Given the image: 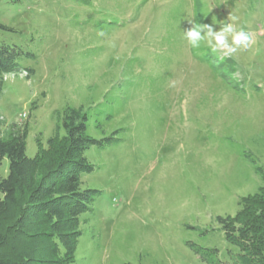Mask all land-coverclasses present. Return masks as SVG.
Here are the masks:
<instances>
[{
    "label": "rangeland",
    "instance_id": "rangeland-1",
    "mask_svg": "<svg viewBox=\"0 0 264 264\" xmlns=\"http://www.w3.org/2000/svg\"><path fill=\"white\" fill-rule=\"evenodd\" d=\"M230 16L251 36L236 54L184 36ZM0 26V42L34 56L0 93V122L28 128V157L67 105L87 110L91 137L120 140L85 153L82 187L100 194L71 264H203L187 242L231 249L216 219L264 170V0H4Z\"/></svg>",
    "mask_w": 264,
    "mask_h": 264
},
{
    "label": "trees",
    "instance_id": "trees-1",
    "mask_svg": "<svg viewBox=\"0 0 264 264\" xmlns=\"http://www.w3.org/2000/svg\"><path fill=\"white\" fill-rule=\"evenodd\" d=\"M31 59L33 54L22 46L0 42V93L4 77L25 71L21 63ZM52 119V135L45 144L36 138L32 158L26 155L28 128L0 122V165L8 160V174L0 177V264L74 262L80 217L92 212L100 194L82 187L81 176L94 170L85 153L120 141L114 134L101 139L88 135L89 114L82 106L67 105L54 111ZM255 171L262 182L258 191L239 199L235 215L216 219L231 249L221 255L216 248L187 242L201 263L264 264V170Z\"/></svg>",
    "mask_w": 264,
    "mask_h": 264
},
{
    "label": "clouds",
    "instance_id": "clouds-1",
    "mask_svg": "<svg viewBox=\"0 0 264 264\" xmlns=\"http://www.w3.org/2000/svg\"><path fill=\"white\" fill-rule=\"evenodd\" d=\"M231 22L223 23L218 29L214 24H195L184 32L185 38L194 48H199L201 43H206L213 53L223 51L225 55L236 54L241 49H247L251 43V36L243 28L234 26L237 17L230 16ZM99 35H103L100 32Z\"/></svg>",
    "mask_w": 264,
    "mask_h": 264
}]
</instances>
